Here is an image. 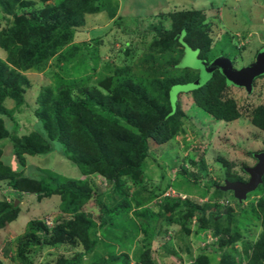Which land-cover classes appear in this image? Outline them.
<instances>
[{"label": "trees", "instance_id": "1", "mask_svg": "<svg viewBox=\"0 0 264 264\" xmlns=\"http://www.w3.org/2000/svg\"><path fill=\"white\" fill-rule=\"evenodd\" d=\"M101 1L0 0L1 19L8 22L0 30V49L5 55L0 58V182L16 193L34 196L37 201L58 197L59 211L67 216L51 228L39 220L29 221L24 237L18 240L15 261L30 264L27 253L34 246L38 249L68 246L72 254L59 256L53 264H156L151 256L154 238L167 234L168 228L176 225L182 240L191 234L190 224L195 217L197 238L208 231L217 238L213 244L218 250L215 264H264V179L254 190L256 196H261L246 206L231 190L216 183L210 196L214 202L203 207L188 198L166 196L172 182L151 190L144 185L145 161L154 157L151 145L161 147L184 131L186 114L179 98L185 92H177L174 99L170 92L177 85L198 79L193 69L182 65L185 51L194 53L199 61L210 62L218 56L228 58L221 44L232 45L230 39L224 37L212 48L211 34L203 28L204 11L173 9L160 14L159 24L148 30L154 34L140 59V71L137 68L138 72H134L136 64L125 60L134 57L137 47L132 50L126 47L125 63L114 68L108 66L111 74L99 81V87L89 86L91 77L87 74L96 71L101 34L90 43L65 48L82 32L86 16L108 11L109 19L116 17L119 1ZM123 31L147 36L144 29ZM55 57L60 64H73V70L84 75L60 78L55 86L41 88L32 107L26 101L32 84L24 72L42 71ZM139 75L145 79L144 85L136 80ZM234 87L216 70L204 84L186 93L194 106L213 119L230 123L245 116L251 125L264 132V104L250 110L239 106L229 96V89ZM8 104L13 107L9 109ZM25 108L33 112L40 128L18 135L15 115ZM5 119L14 122L10 131ZM6 142L11 143L12 155L21 166H25L27 156L43 157L55 152L58 146L60 156L82 176L98 174L110 188L103 194L87 178H66L49 170L39 172L37 177H23L2 158L1 146ZM263 150L264 147L257 153ZM257 153L250 155L255 159ZM221 161L225 183H245L249 167L243 165L241 171L245 175L240 176L231 170L233 163ZM189 163L204 170L203 162L196 163L190 158ZM225 193L231 194L237 213L218 202ZM16 200L21 201L19 197L0 200V231L16 222L20 212V207L14 206ZM152 201H155L153 209L147 208ZM131 210L133 216L128 215ZM143 218H153L152 225L136 220ZM257 224L260 232L256 240L244 238L243 232H251V227ZM140 230L146 235L145 244L131 250ZM238 242L242 244L240 253L236 248ZM185 245L183 241L184 248L180 249L188 251ZM161 249L170 253L165 247ZM190 264H210V261L201 253Z\"/></svg>", "mask_w": 264, "mask_h": 264}, {"label": "rangeland", "instance_id": "2", "mask_svg": "<svg viewBox=\"0 0 264 264\" xmlns=\"http://www.w3.org/2000/svg\"><path fill=\"white\" fill-rule=\"evenodd\" d=\"M105 1L107 0L101 2L104 3ZM118 1L120 5L116 17L109 19L107 16L108 11L86 16V23L82 28V32L77 33L73 42L65 48L66 50L69 46H81L83 43H90L96 35L101 34L102 43L98 45L99 61L96 71L87 74L91 77L88 83L89 86L99 87V81L104 76L111 74L112 69L110 70L108 66L114 68L125 63L123 60L126 56L123 55V50L126 47H129L130 50L137 47L136 54H133L134 57H127L125 60L130 64H136L134 70L138 68L140 71V59L143 52H147L145 47H147L146 45L151 41L154 34L148 32V30L159 24L161 21L160 14L165 15L173 9L203 10L205 12L203 28L211 34V47L213 48L221 43L224 37L229 38L235 50L230 43L228 45L222 43L221 46H225V52L231 60L232 68L237 71L252 64L256 60L258 52L264 49V0ZM1 17L0 14V30L8 24ZM120 18H123V23L119 20ZM125 28H135L137 31L144 29L147 36L143 38L144 34L139 32L128 34L123 31ZM82 52L84 55L87 54L84 49H82ZM3 54L0 49V58H5ZM185 54L182 65L193 69L192 72L200 78L202 72L197 64L195 54L188 50L185 51ZM72 67L73 64L63 65L58 63L55 57L47 62L42 71L29 70L24 72L32 84V88L26 93L28 104L34 107L39 90L48 85L55 86L60 78L70 79L76 78L78 75H84L81 71H74ZM134 72H138V70ZM136 80H141V83L145 84V79L141 78L140 75L136 76ZM178 92L183 93L185 91ZM229 96L237 101L239 106L246 107L249 110L264 104V76L254 81L249 92L244 88L234 87L229 89ZM179 99L186 114L184 131L161 147L151 145L150 151L154 154V157H149L145 161L144 185L148 190H151L159 184L166 186L168 181L172 182L166 193L173 191L174 196L188 198L203 207L214 202L210 197L215 189L214 184L216 183L218 186L225 185V169L221 159L233 163L231 170L240 176H244L245 174L241 171L243 165L252 167L256 163L250 153H257L264 147V132L251 125L249 119L245 116L230 123L213 119L202 109L194 106L186 92L181 94ZM12 107V104H8L9 109ZM15 117L18 135L28 134L39 126L33 112L28 108H25L23 113H16ZM5 124L10 131L14 122L12 124L10 120L5 119ZM11 146L9 142L1 146L2 158L14 172L22 174L23 177H37L39 172L49 170L66 178L78 180L87 178L82 176L75 166L60 156L58 146L55 147V152L43 157L27 156L25 166H21L15 161ZM190 158L196 163L203 162L204 170L200 171L198 166L190 164ZM87 179L95 186V190L100 193L105 194L110 188L106 180L98 174ZM132 191L133 189L130 190V192ZM260 196V194L256 196L254 191L251 192L250 197L243 201V205L246 206L251 201L255 202ZM16 197L21 200L17 203L20 207L18 218L8 228L0 231V261L3 264H20L14 259L16 248L18 240L25 235L29 221L39 220L48 228H51L59 223L61 219L67 217L59 211L60 201L58 197L37 201L34 196L16 193L6 183L0 182V200L12 201ZM218 202L222 206L231 207L237 213V204L230 193H225ZM154 204L155 201H152L146 207L153 209ZM133 211L131 210L128 215L133 216ZM136 220L139 224L149 222L152 225L153 223V218ZM190 227L191 234L182 238L188 251L180 249L184 247L183 241L179 237V227L176 225L170 226L167 234H161L154 238L151 256L156 264H190L201 253L207 255L210 264L216 263L218 250L213 244L216 243L217 238L212 237L210 231L206 234L202 233L197 238L194 235L195 217ZM259 232L260 226L257 224L251 227V232H243L244 238L255 241ZM149 235H151L150 231ZM145 236L144 232L140 230L131 250H134L137 246H143ZM162 247H165V250H170V253L162 251ZM236 248L240 253L242 244L240 242L236 243ZM72 252L68 249V246L44 247L42 249L34 246L27 253V256L31 262L30 264H53L59 256H69Z\"/></svg>", "mask_w": 264, "mask_h": 264}, {"label": "water", "instance_id": "3", "mask_svg": "<svg viewBox=\"0 0 264 264\" xmlns=\"http://www.w3.org/2000/svg\"><path fill=\"white\" fill-rule=\"evenodd\" d=\"M197 61L202 72L201 77L192 83L177 85L172 88L170 92L171 99H174L178 91L186 92L204 84L216 70L225 78L228 85L244 88L248 92L252 89L254 79L264 76V49L258 52L256 60L252 64L239 71L232 68L231 60L224 56H218L210 62ZM255 158L257 160L256 164L246 169V173L249 175V180L246 183L226 182L223 187L224 190H231L234 197L239 201L245 200L247 194L253 192L262 183L264 177V150L257 153ZM17 203L16 200L14 206Z\"/></svg>", "mask_w": 264, "mask_h": 264}, {"label": "clouds", "instance_id": "4", "mask_svg": "<svg viewBox=\"0 0 264 264\" xmlns=\"http://www.w3.org/2000/svg\"><path fill=\"white\" fill-rule=\"evenodd\" d=\"M261 77H263V76H261ZM259 78V77H258ZM258 78H256V79H254V81L255 80H257ZM254 81H253V83H254ZM252 87H253V85H252ZM237 88H241V87H237ZM256 155V154H255ZM255 160H256V158H255ZM256 162H257V160H256ZM256 164V163H255ZM253 167V166H252ZM249 176V175H248ZM263 179H264V177H263ZM263 181V180H262ZM246 183V182H245ZM249 194H251V193H249ZM249 194H247V196L249 195ZM172 197H176V196H172ZM181 197V196H180ZM246 199H247V197H246ZM245 199V200H246ZM244 201V200H243Z\"/></svg>", "mask_w": 264, "mask_h": 264}, {"label": "built area", "instance_id": "5", "mask_svg": "<svg viewBox=\"0 0 264 264\" xmlns=\"http://www.w3.org/2000/svg\"><path fill=\"white\" fill-rule=\"evenodd\" d=\"M165 195H166V196H174L173 191L168 192V193H166Z\"/></svg>", "mask_w": 264, "mask_h": 264}, {"label": "flooded vegetation", "instance_id": "6", "mask_svg": "<svg viewBox=\"0 0 264 264\" xmlns=\"http://www.w3.org/2000/svg\"><path fill=\"white\" fill-rule=\"evenodd\" d=\"M248 180H249V176H248V179L245 182H247Z\"/></svg>", "mask_w": 264, "mask_h": 264}]
</instances>
